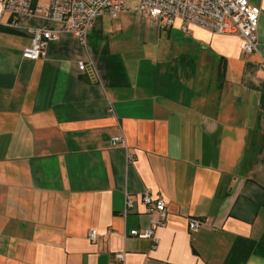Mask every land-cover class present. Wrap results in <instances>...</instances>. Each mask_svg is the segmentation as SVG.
Listing matches in <instances>:
<instances>
[{"label":"crops","instance_id":"1","mask_svg":"<svg viewBox=\"0 0 264 264\" xmlns=\"http://www.w3.org/2000/svg\"><path fill=\"white\" fill-rule=\"evenodd\" d=\"M250 2L251 53L137 11L102 14L83 43L40 13L0 14V264H264V0ZM32 27L56 34L37 60L21 56ZM144 192L165 202L154 247L129 235L149 225ZM190 217L207 223L190 232Z\"/></svg>","mask_w":264,"mask_h":264},{"label":"built area","instance_id":"2","mask_svg":"<svg viewBox=\"0 0 264 264\" xmlns=\"http://www.w3.org/2000/svg\"><path fill=\"white\" fill-rule=\"evenodd\" d=\"M32 0H0V14L8 12L13 16L42 14L46 20L60 23L61 28L73 34L79 42H84L87 30L94 21L106 13L112 19L124 12L137 11L148 18L163 20L168 27H178L187 32L191 26L200 27L220 35H236L240 38V48L244 53L258 50L257 25L260 7L250 0H51L47 6L31 7ZM30 42L21 56L29 60L43 58L47 44L56 37L49 27L29 29ZM264 67V62L261 63ZM83 71L84 65L79 63ZM112 143L125 144L123 137L114 136ZM144 211L150 216L149 225L143 230L132 229L129 235L149 239L152 247L157 242L155 231L162 227L165 218V202L159 195L144 192L140 198ZM132 208V201H126ZM207 223L205 219L190 217L188 229L197 231ZM90 241H95L97 233L91 229L87 233ZM122 259L123 253H116Z\"/></svg>","mask_w":264,"mask_h":264}]
</instances>
